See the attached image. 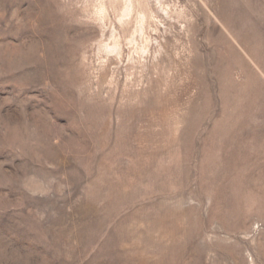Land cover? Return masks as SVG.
<instances>
[{
  "label": "rangeland",
  "instance_id": "1",
  "mask_svg": "<svg viewBox=\"0 0 264 264\" xmlns=\"http://www.w3.org/2000/svg\"><path fill=\"white\" fill-rule=\"evenodd\" d=\"M0 264H264V0H0Z\"/></svg>",
  "mask_w": 264,
  "mask_h": 264
}]
</instances>
